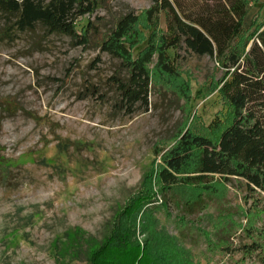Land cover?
Segmentation results:
<instances>
[{
  "label": "rangeland",
  "instance_id": "obj_1",
  "mask_svg": "<svg viewBox=\"0 0 264 264\" xmlns=\"http://www.w3.org/2000/svg\"><path fill=\"white\" fill-rule=\"evenodd\" d=\"M99 3L87 48L41 27L7 37L0 16V264H56L55 242L67 231L103 241L116 226L154 264H264V196L220 180L216 192L179 187L165 195L158 179L181 133L217 140L231 121L224 71L184 48L178 79L151 64L148 111L125 114L111 85L120 62L99 43L132 9L137 57L153 34L145 19L152 0ZM88 20L78 22L80 33ZM263 27L264 0H251L237 46L248 50ZM253 244L260 250L244 254Z\"/></svg>",
  "mask_w": 264,
  "mask_h": 264
},
{
  "label": "trees",
  "instance_id": "obj_2",
  "mask_svg": "<svg viewBox=\"0 0 264 264\" xmlns=\"http://www.w3.org/2000/svg\"><path fill=\"white\" fill-rule=\"evenodd\" d=\"M251 0H152L145 19L153 31L146 48L133 55L140 18L134 10L121 16L100 41L102 54L120 62L111 78L118 108L127 115L149 109L152 79L149 66L169 80L178 79V52L215 59L224 75L220 94L232 110V118L213 140L186 131L162 157L158 179L167 195L179 187H200L216 192L214 181L244 185L250 198L264 196V27L248 50L237 46L245 33ZM99 0H0V16L7 21L4 33H25L41 27L49 34L69 37L76 47L87 48L97 24ZM164 16L165 29H161ZM89 17L78 31V22ZM219 127V125L217 126ZM218 178V179H217ZM256 204V208H259ZM56 264L82 257L87 264H154L140 245L119 227L98 241L80 228L69 230L55 242ZM244 254L260 250L246 246Z\"/></svg>",
  "mask_w": 264,
  "mask_h": 264
}]
</instances>
